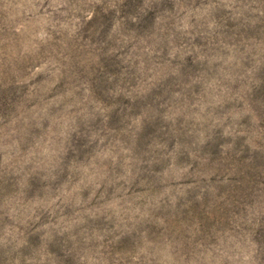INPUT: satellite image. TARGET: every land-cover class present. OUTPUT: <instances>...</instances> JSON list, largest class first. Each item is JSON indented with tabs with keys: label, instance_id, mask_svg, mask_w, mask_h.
<instances>
[{
	"label": "rangeland",
	"instance_id": "1",
	"mask_svg": "<svg viewBox=\"0 0 264 264\" xmlns=\"http://www.w3.org/2000/svg\"><path fill=\"white\" fill-rule=\"evenodd\" d=\"M0 264H264V0H0Z\"/></svg>",
	"mask_w": 264,
	"mask_h": 264
}]
</instances>
